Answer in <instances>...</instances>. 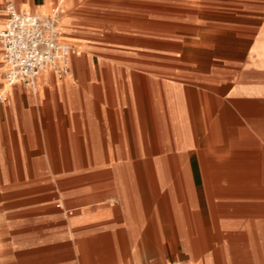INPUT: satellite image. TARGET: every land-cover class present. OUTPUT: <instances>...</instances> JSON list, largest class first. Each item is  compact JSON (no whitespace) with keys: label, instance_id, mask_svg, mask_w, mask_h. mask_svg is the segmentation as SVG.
<instances>
[{"label":"crops","instance_id":"crops-1","mask_svg":"<svg viewBox=\"0 0 264 264\" xmlns=\"http://www.w3.org/2000/svg\"><path fill=\"white\" fill-rule=\"evenodd\" d=\"M13 1L47 17L63 5L59 42L76 54L69 78L48 69L33 92L7 84L0 41V264H264V0H218L234 21L209 25L202 45L234 84L186 108L173 89L170 103L132 107L105 65L132 28L161 43L169 12ZM7 23L0 0V34Z\"/></svg>","mask_w":264,"mask_h":264},{"label":"rangeland","instance_id":"rangeland-1","mask_svg":"<svg viewBox=\"0 0 264 264\" xmlns=\"http://www.w3.org/2000/svg\"><path fill=\"white\" fill-rule=\"evenodd\" d=\"M130 7L131 11L136 14L138 9L149 11V9L158 8L167 11L169 14L163 17V21L173 26L170 28L171 26L168 25L169 28H166L164 25V30L160 33L161 43L154 40H138L137 37L141 31L132 28L130 31L132 35L129 40L126 39L125 46L116 48L117 55L114 54L116 57L109 64L105 63L106 66H114L120 78L125 77V85L130 87L132 107H139L144 103L154 104L160 95L163 99L162 103H170L173 89L179 107L186 108L188 99H193V103L199 101V91L204 87L231 88L233 86V77L228 79L221 75L224 73H220V49L218 47L207 48L202 45L203 39H208L209 33L205 30L209 25L234 21V18L229 16H220V11L224 13L225 6L223 5V10H220L218 0H131ZM56 8H59V29L62 16L67 14L63 5ZM130 19L132 22L139 21L140 17L132 15ZM108 26L112 28L111 24ZM95 64H99V60H95ZM105 70L103 68V71ZM170 74L174 75L172 80L162 78L169 77ZM164 83L167 85H163ZM156 93H158L157 98ZM132 129L130 128V131ZM135 130L140 131V129ZM180 131L186 135L187 128L182 126ZM151 138L153 137H143L140 134L138 137L142 146L144 141L150 142ZM166 138L164 134L163 140ZM52 182L55 183L53 179Z\"/></svg>","mask_w":264,"mask_h":264},{"label":"built area","instance_id":"built-area-1","mask_svg":"<svg viewBox=\"0 0 264 264\" xmlns=\"http://www.w3.org/2000/svg\"><path fill=\"white\" fill-rule=\"evenodd\" d=\"M4 3L8 23L0 34V41L7 67V84L11 86L21 83L35 92L38 77L48 69L58 79L69 78V61L76 54V50L59 42V8L47 17L30 11L20 12L13 0H4Z\"/></svg>","mask_w":264,"mask_h":264}]
</instances>
